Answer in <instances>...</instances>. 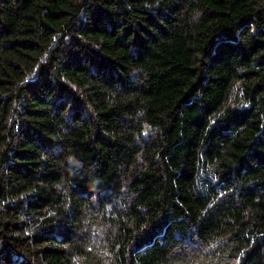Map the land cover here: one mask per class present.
Returning <instances> with one entry per match:
<instances>
[{"label": "trees", "instance_id": "16d2710c", "mask_svg": "<svg viewBox=\"0 0 264 264\" xmlns=\"http://www.w3.org/2000/svg\"><path fill=\"white\" fill-rule=\"evenodd\" d=\"M0 264H264V0H0Z\"/></svg>", "mask_w": 264, "mask_h": 264}]
</instances>
